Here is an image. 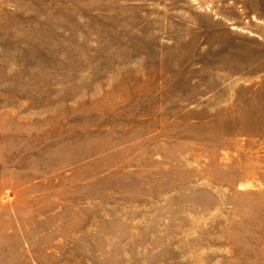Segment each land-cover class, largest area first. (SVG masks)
I'll return each mask as SVG.
<instances>
[{
    "label": "rangeland",
    "instance_id": "obj_1",
    "mask_svg": "<svg viewBox=\"0 0 264 264\" xmlns=\"http://www.w3.org/2000/svg\"><path fill=\"white\" fill-rule=\"evenodd\" d=\"M0 264H264V0H0Z\"/></svg>",
    "mask_w": 264,
    "mask_h": 264
}]
</instances>
